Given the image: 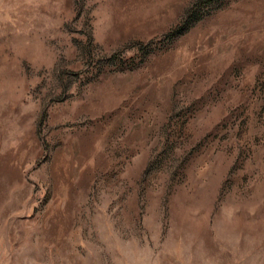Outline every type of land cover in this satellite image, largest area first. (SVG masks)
I'll use <instances>...</instances> for the list:
<instances>
[{"label":"rangeland","instance_id":"1","mask_svg":"<svg viewBox=\"0 0 264 264\" xmlns=\"http://www.w3.org/2000/svg\"><path fill=\"white\" fill-rule=\"evenodd\" d=\"M0 264H264V0H0Z\"/></svg>","mask_w":264,"mask_h":264}]
</instances>
